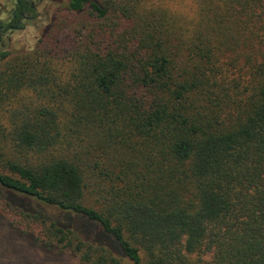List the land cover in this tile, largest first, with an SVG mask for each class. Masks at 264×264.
Instances as JSON below:
<instances>
[{
    "label": "trees",
    "instance_id": "16d2710c",
    "mask_svg": "<svg viewBox=\"0 0 264 264\" xmlns=\"http://www.w3.org/2000/svg\"><path fill=\"white\" fill-rule=\"evenodd\" d=\"M189 2L70 0L34 49L0 50V199L48 249L264 264V0Z\"/></svg>",
    "mask_w": 264,
    "mask_h": 264
},
{
    "label": "rangeland",
    "instance_id": "374dc122",
    "mask_svg": "<svg viewBox=\"0 0 264 264\" xmlns=\"http://www.w3.org/2000/svg\"><path fill=\"white\" fill-rule=\"evenodd\" d=\"M165 1L169 5H175V0ZM183 2V1H182ZM68 0H48L40 3L39 18L33 22L26 21L23 28H18L3 35V46L0 50H9L12 54L18 51L32 50L36 47L39 38L42 36L48 20L55 16L60 19L72 21L74 16L67 12ZM186 15L191 16V3L185 0ZM4 7H9L8 0H0V20L5 17V13H1ZM44 7V8H42ZM68 30L71 24L64 25ZM24 204L33 211L40 212L48 220H60L67 224L68 220L63 214L51 206H46L34 200H26ZM20 223V225H18ZM70 227L75 228L85 239L99 242L97 228L81 221L69 220ZM37 238H42L40 225L33 223L27 225L25 221L17 216V212L4 204L0 199V264H83L79 261L77 255L70 251H58L56 249H48ZM115 252L118 250L115 248ZM194 258H203L206 261L212 259L211 252L197 251L191 255ZM124 258V257H123ZM126 264H132L126 258L123 259Z\"/></svg>",
    "mask_w": 264,
    "mask_h": 264
},
{
    "label": "flooded vegetation",
    "instance_id": "af4514ba",
    "mask_svg": "<svg viewBox=\"0 0 264 264\" xmlns=\"http://www.w3.org/2000/svg\"><path fill=\"white\" fill-rule=\"evenodd\" d=\"M46 1L48 0H8L9 7H4L1 10V13L6 15L0 20V48L4 44L3 35L6 32L25 27L26 21L33 22L38 19L39 14L42 12L38 10L40 3ZM59 2H62V0H59Z\"/></svg>",
    "mask_w": 264,
    "mask_h": 264
}]
</instances>
